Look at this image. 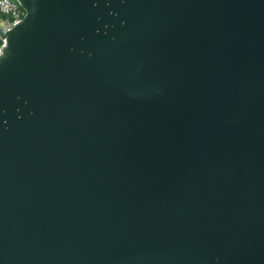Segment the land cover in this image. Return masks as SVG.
Here are the masks:
<instances>
[{
	"label": "water",
	"instance_id": "1",
	"mask_svg": "<svg viewBox=\"0 0 264 264\" xmlns=\"http://www.w3.org/2000/svg\"><path fill=\"white\" fill-rule=\"evenodd\" d=\"M15 2L0 264H264V0Z\"/></svg>",
	"mask_w": 264,
	"mask_h": 264
},
{
	"label": "built area",
	"instance_id": "2",
	"mask_svg": "<svg viewBox=\"0 0 264 264\" xmlns=\"http://www.w3.org/2000/svg\"><path fill=\"white\" fill-rule=\"evenodd\" d=\"M25 16V11L15 0H0V30L9 31L13 25L20 22ZM3 40L0 39V48Z\"/></svg>",
	"mask_w": 264,
	"mask_h": 264
}]
</instances>
